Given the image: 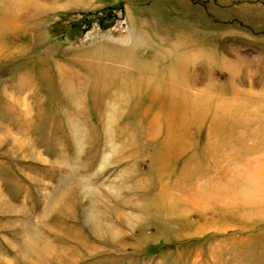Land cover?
Wrapping results in <instances>:
<instances>
[{"label": "rangeland", "instance_id": "obj_1", "mask_svg": "<svg viewBox=\"0 0 264 264\" xmlns=\"http://www.w3.org/2000/svg\"><path fill=\"white\" fill-rule=\"evenodd\" d=\"M0 264H264V0H0Z\"/></svg>", "mask_w": 264, "mask_h": 264}, {"label": "bare ground", "instance_id": "obj_2", "mask_svg": "<svg viewBox=\"0 0 264 264\" xmlns=\"http://www.w3.org/2000/svg\"><path fill=\"white\" fill-rule=\"evenodd\" d=\"M128 90H130V89H128ZM121 92H123L124 93V91H120V93ZM76 97H77V95H76ZM129 97V96H128ZM79 100V99H78ZM79 119V118H78ZM27 142V141H26ZM78 180V179H77ZM76 180V182H78V185H76V187H78V186H80L81 185V183H82V181L81 180H79V181H77ZM84 183V182H83ZM93 212V211H92ZM97 212V211H96ZM94 214H95V211H94ZM101 224H103V225H106L103 221H100V222H98L97 221V224H96V227H100L101 226ZM110 224V223H109ZM111 225V224H110ZM113 226V225H112ZM104 227V226H103ZM105 227H107V229L109 228V225L107 224ZM102 228V227H101ZM113 228V227H112ZM107 229H106V231H107ZM105 230V229H104ZM98 231V230H97ZM104 231H101V233H103ZM116 232V231H115ZM110 233V232H109ZM113 233V232H112ZM104 234V233H103ZM106 234V233H105ZM107 234H108V232H107ZM118 234V233H117ZM99 236H101V235H99ZM106 237V236H105Z\"/></svg>", "mask_w": 264, "mask_h": 264}]
</instances>
